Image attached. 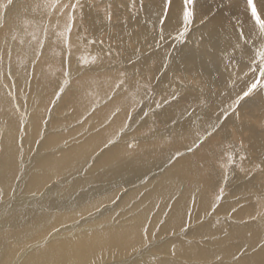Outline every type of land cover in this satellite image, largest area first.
<instances>
[{"label": "bare ground", "instance_id": "6f19581e", "mask_svg": "<svg viewBox=\"0 0 264 264\" xmlns=\"http://www.w3.org/2000/svg\"><path fill=\"white\" fill-rule=\"evenodd\" d=\"M16 1L2 17L0 0V264H264V81L243 96L264 40L245 0H194L182 40L183 0H172L163 40V0H82L76 39L55 58L75 56V75L89 78L48 114L59 78L39 71L29 86L28 59L3 58L33 55L49 2ZM41 31L51 59L56 34Z\"/></svg>", "mask_w": 264, "mask_h": 264}, {"label": "rangeland", "instance_id": "374dc122", "mask_svg": "<svg viewBox=\"0 0 264 264\" xmlns=\"http://www.w3.org/2000/svg\"><path fill=\"white\" fill-rule=\"evenodd\" d=\"M20 1L21 0H17L16 1V6H19L20 4ZM27 1V0H26ZM49 2V7L46 9L45 11V17H44V21L43 23H41L37 30H36V34L38 35V32H43V37H44V33L45 31H41L42 29L46 28V27H50L51 29H53V35H55V39H54V36L51 35V37L49 36L50 38V44H48L47 46H50L52 49H51V52L53 53V55L51 54V59H46L45 56H43V51L42 49H44V43L43 42V37L40 38L41 42H37V41H34L33 39H31L30 35H29V38L31 39L32 42H34L35 44V49L33 48V55L30 56L29 58L27 57H24V55L22 54H17V55H14L12 54V51H9L8 49L6 54L4 55V58H3V61H8L9 60V64H11V66H19L21 67V63H19V59L22 60L24 58V60L26 61L27 59V63L25 65H22L23 68H27V70L25 71H22V76H24V79L30 84L29 86H31V84H33V86L35 84H37L39 81H41L40 79H33L34 75H36L39 71L41 72V74L43 76H46L45 79H43V82L46 81V80H53L54 78V81L56 80V78H59L60 82H61V87L60 89L58 90L57 93L53 94V99H52V102L51 103H48L49 106H47V110L45 111L46 114H48V112L53 108L55 102L58 100L57 98L61 97L64 92L66 91V89L70 88L69 86H71V84L73 83V85H75V82L77 80L80 79V76L81 78H84V79H88L89 78V74L88 73H85L83 74L81 72V75L80 76H76L75 75V62L77 60H75V56H71V58L69 59V61H66L69 65H71V68L72 70H69L71 68H68V65L66 62H62L60 64V61L56 60V56L57 55H61V50L59 49V47L61 46H64V43H67L66 41L68 40H71L73 37H75L76 39V36H75V33H76V28H75V25L73 23L72 25V31L70 33L66 32L65 31V25L67 23H72L68 20V10H65L63 12V14H61V11L57 8V9H53L52 7V4L54 2V0H46ZM64 3H67L68 0H63ZM8 0H6V2L4 3V6L5 8H2L1 9V14L3 11H6V6L8 5ZM10 6V4H9ZM5 15V12H3V15L2 17ZM0 18H1V15H0ZM49 18V20H48ZM65 18V21L63 20ZM76 21V20H75ZM82 25V23H81ZM83 27V26H82ZM81 27V28H82ZM7 31V26L5 25V22H3L2 18L0 19V35H5L4 33ZM55 33V34H54ZM58 33V34H57ZM12 36L10 38V40L12 39V41L15 39V37L13 35H10ZM58 38H60L61 40H58ZM38 38H36L35 40H37ZM57 39V40H56ZM48 41V40H47ZM58 41V42H57ZM79 41L81 43H87L85 46H87L88 44H93L95 45L96 43H91V41L93 40H87L86 42H83L79 39ZM62 42V43H61ZM59 44V45H58ZM41 45H43L41 47ZM58 45V48L57 50H55V47ZM70 48V47H69ZM39 52V54H38ZM45 52V51H44ZM50 52V53H51ZM11 53V54H10ZM37 53V54H36ZM84 52L81 51V54H83ZM62 56L64 57L65 55L62 54ZM39 57V58H38ZM66 57L68 58V55L66 54ZM12 58V59H11ZM17 58V59H16ZM97 57H89V58H86L84 55H82L80 57V60H81V65L82 67H91V68H97L98 66V60L96 59ZM77 59V58H76ZM55 64V65H54ZM80 66V64H78ZM4 66V65H3ZM34 67V68H33ZM62 67V68H61ZM81 67V68H82ZM22 68V69H23ZM46 68V69H45ZM66 70H65V69ZM44 72H43V71ZM65 70V71H64ZM32 71V72H31ZM72 71V72H71ZM54 72V73H53ZM56 72V73H55ZM32 74V75H31ZM52 75V76H51ZM73 75V76H72ZM29 76V77H28ZM50 76L48 79L47 77ZM76 77V78H75ZM79 78V79H77ZM16 78H14V81L13 83L10 85L11 87L16 86L15 88H18L20 87V85L18 86V81L15 80ZM53 84H50V87L52 86ZM9 86V87H10ZM66 86V87H65ZM28 87H26L25 89L27 90ZM52 88V87H51ZM29 89V88H28ZM25 90V91H26ZM61 90V91H60ZM70 91V90H69ZM68 91V92H69ZM12 94L15 93V95L13 94V99L14 97H18L19 95L17 94V91L13 90L10 91ZM20 92H22V90H20ZM70 95V92L69 94ZM15 97V98H16ZM146 97V96H145ZM146 99V98H145ZM155 105H157L155 103ZM51 107V108H49ZM57 108H59L57 106ZM18 109V108H17ZM151 110L152 109H149V112L151 113ZM70 127V126H69ZM67 127L66 130H69L70 128ZM198 146L194 145L193 146V150H188L186 152V154H190L192 151H193V155L195 154V150H197ZM33 154V152H28L27 154L25 155H31ZM33 172V171H32ZM5 202V201H4ZM3 202V203H4Z\"/></svg>", "mask_w": 264, "mask_h": 264}, {"label": "snow or ice", "instance_id": "6c2138e0", "mask_svg": "<svg viewBox=\"0 0 264 264\" xmlns=\"http://www.w3.org/2000/svg\"><path fill=\"white\" fill-rule=\"evenodd\" d=\"M8 3L11 4L12 0H8ZM172 4V0H163L162 11L157 13V19L154 27L156 25L160 26V30L158 32L160 40L165 39L163 26L165 24V20L168 16ZM194 4V0H183V14H182V30L178 31L175 39L182 40L184 35L188 30V26L192 23L193 20V11L191 10V6ZM53 9H59L61 14L65 10H68V20L72 23L77 19L76 13L78 10H82L84 4L82 0H68L67 3H64L63 0H54L52 4ZM143 0H141L140 8L143 9ZM245 11L250 12V18L252 21L253 31L258 32L259 37L264 40V17L260 13H258L257 6L255 0H245ZM82 19V16L80 17ZM106 20L110 23L112 20L111 12L106 13ZM72 23H67L65 25V31L70 33L72 31ZM124 23H127L125 21ZM239 41H242L244 44H248L249 41L245 38V33L243 31V25H239ZM91 43H96L95 40L91 41ZM103 43V41H100ZM43 45H41L42 47ZM235 47L240 48L241 43H237ZM70 50V49H69ZM248 69L253 74L252 82L247 86L246 90H243V96L247 97L253 90H255L262 81H264V42L257 48L254 47L253 55L249 58ZM258 77V78H257ZM242 97L237 98L234 103L238 104ZM219 198V197H218Z\"/></svg>", "mask_w": 264, "mask_h": 264}]
</instances>
